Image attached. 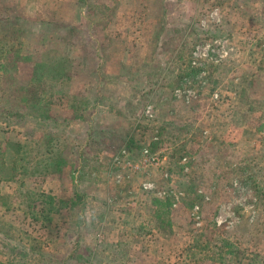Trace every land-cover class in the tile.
<instances>
[{
  "label": "rangeland",
  "instance_id": "374dc122",
  "mask_svg": "<svg viewBox=\"0 0 264 264\" xmlns=\"http://www.w3.org/2000/svg\"><path fill=\"white\" fill-rule=\"evenodd\" d=\"M0 264H264V0H0Z\"/></svg>",
  "mask_w": 264,
  "mask_h": 264
},
{
  "label": "trees",
  "instance_id": "16d2710c",
  "mask_svg": "<svg viewBox=\"0 0 264 264\" xmlns=\"http://www.w3.org/2000/svg\"><path fill=\"white\" fill-rule=\"evenodd\" d=\"M21 91H19L20 93ZM38 98L36 96H34V102H37ZM23 105L21 104L19 106V109H23ZM20 144L16 143L15 147L12 148V152H14V158L12 160V163L14 165L15 170L17 168H22L23 170V164H24V160H23V155L21 150L19 149ZM29 162V160H27V163ZM31 162V172H33L32 174H34L36 171V167L39 164V161H36L32 159H30ZM37 197V209H35V206H27V211H22V214L25 218V221L27 222V225H32L34 226L36 223L37 228H43L45 229L46 227V220L50 218V215L54 213V211H56V205L60 202L59 199H57L56 197H54L53 195L47 194L43 191H39L36 194ZM38 220H40V222L38 223ZM44 223V225H43Z\"/></svg>",
  "mask_w": 264,
  "mask_h": 264
}]
</instances>
